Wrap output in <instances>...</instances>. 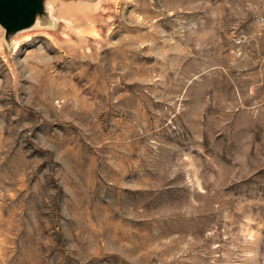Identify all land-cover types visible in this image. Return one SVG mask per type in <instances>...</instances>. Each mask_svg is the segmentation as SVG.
Listing matches in <instances>:
<instances>
[{
  "label": "rangeland",
  "instance_id": "374dc122",
  "mask_svg": "<svg viewBox=\"0 0 264 264\" xmlns=\"http://www.w3.org/2000/svg\"><path fill=\"white\" fill-rule=\"evenodd\" d=\"M97 3L0 27V264H264V0Z\"/></svg>",
  "mask_w": 264,
  "mask_h": 264
},
{
  "label": "water",
  "instance_id": "95a60500",
  "mask_svg": "<svg viewBox=\"0 0 264 264\" xmlns=\"http://www.w3.org/2000/svg\"><path fill=\"white\" fill-rule=\"evenodd\" d=\"M47 1L0 0V27L4 30L5 41L14 33L32 26L37 19L41 20L46 15Z\"/></svg>",
  "mask_w": 264,
  "mask_h": 264
},
{
  "label": "bare ground",
  "instance_id": "6f19581e",
  "mask_svg": "<svg viewBox=\"0 0 264 264\" xmlns=\"http://www.w3.org/2000/svg\"><path fill=\"white\" fill-rule=\"evenodd\" d=\"M51 1V0H50ZM103 0H98V7H100L101 3H102ZM98 7H96V11L99 9ZM49 9H50V6H49ZM92 13L93 12L90 10L89 7H85L83 4H78V5H64L62 6L61 8V13L70 18L71 16H74V15H86V14H89V13ZM47 17L48 19H53L55 20L53 17H52V14H51V11H48L47 10ZM95 13V12H94ZM70 16V17H69ZM83 18V17H81ZM87 18V17H86ZM44 23L41 22V20L37 19L34 24L32 26H30L29 28L27 29H23L21 31H18L16 33H14L13 35H11L8 40L5 41L6 44H10L12 49H16V47L22 42V41H27L29 36H30V32H42L44 33L45 31L44 30H39L38 28H43L42 25ZM71 25V24H70ZM89 32V31H88ZM2 35V31L0 30V36ZM48 36V35H47ZM95 36V35H94ZM1 40V38H0ZM3 47L4 45H2V42L0 41V51H3ZM12 50V51H13Z\"/></svg>",
  "mask_w": 264,
  "mask_h": 264
}]
</instances>
